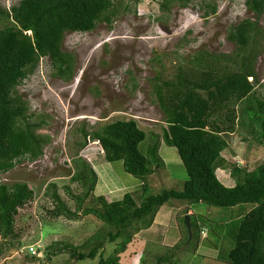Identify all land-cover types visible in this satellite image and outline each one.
<instances>
[{"label":"rangeland","instance_id":"obj_1","mask_svg":"<svg viewBox=\"0 0 264 264\" xmlns=\"http://www.w3.org/2000/svg\"><path fill=\"white\" fill-rule=\"evenodd\" d=\"M18 1L0 0V5L9 8ZM114 1L129 6L114 15L111 22H97L91 31L65 34L62 48L74 55L72 78L54 75L49 59L42 58L35 72L18 86L29 111L37 115L36 121L45 119L37 132L50 139L39 159L23 158L13 169L0 173L1 182H26L34 190L33 197L15 213L14 232L7 240L0 236V244L6 247L0 264H95L97 257L77 261L71 258L69 249L59 251L58 247L68 244L83 248L89 239L96 242L93 235L106 231L108 225L95 214L82 211L75 218L53 216L55 204L45 193L46 186L55 183L66 205L74 209V195L82 193V188L70 179V174L77 171V161H88L98 172L99 181L83 207L99 208L98 195L113 200L131 192L142 200L143 188L140 178L124 169L122 160L107 162L98 140L90 135L84 139L80 129L92 131L113 115H131L147 131V141L152 134H160L165 120L153 89L156 76L168 79L182 58L191 59L201 49L235 55L238 47L228 38L229 31L246 18L257 21L260 29L247 50L254 47L256 54L253 64L258 82L254 93L264 97V11L257 16L246 0H189L187 5H183L184 0ZM214 3L216 12L206 14L208 4ZM249 80L254 81L252 77ZM252 133L237 126L227 136L229 145L222 152L227 162L217 169L227 186L235 185L243 175H232L234 164L243 170L264 164V142ZM81 141H85L83 147L79 146ZM160 142L162 165H154L155 171L148 176V193L181 189L188 177L176 147L164 144L161 137ZM147 148L146 141L140 143L144 154ZM112 176L115 180H110ZM189 205L177 199L166 203L155 215L153 225H157L140 229L127 243L119 254L121 262L229 264L240 218L253 204ZM185 208L193 213L190 231ZM121 238L124 236L113 242L106 238L104 256L113 253ZM30 246L36 253H31ZM164 254L167 258L158 262L156 258Z\"/></svg>","mask_w":264,"mask_h":264},{"label":"trees","instance_id":"obj_2","mask_svg":"<svg viewBox=\"0 0 264 264\" xmlns=\"http://www.w3.org/2000/svg\"><path fill=\"white\" fill-rule=\"evenodd\" d=\"M188 2L184 0L183 5ZM246 2L257 16L264 11V0ZM127 6L114 0H19L10 8L0 5V173L13 169L23 158L39 159L50 139L37 132L45 119L36 121L37 115L29 111V103L18 93V86L35 72L42 58L49 59L54 75L72 78L74 55L62 48L65 34L91 31L99 21L111 22ZM207 8L206 14L216 12L215 3ZM257 24L246 18L230 28L228 38L238 47L235 55L201 49L191 59L182 58L168 79L161 74L156 76L153 89L165 120L160 134H152L147 141V131L131 115H113L92 131L80 129L84 139L90 135L98 140L107 162L122 160L124 169L140 178L142 200L131 192L113 200L98 195L99 208L83 207L96 190L99 175L88 161H77V171L70 174V179L82 188V193L74 195L77 205L69 208L57 185L48 183L45 193L55 204L51 214L75 218L81 215L80 211L93 213L108 226L106 231L93 235L96 242L89 239L83 248L64 244L58 247L59 251L69 249L71 258L77 261L97 257L95 264H123L119 254L127 243L140 229L150 227L157 211L171 199L189 206L200 202L215 206L251 203L253 207L240 218L229 264H264V164L252 170L234 164L232 175H243L233 186L225 185L217 174V169L227 162L222 156L229 145L227 136L237 126L264 142V97L254 93L258 82L253 64L256 54L254 47L247 50L260 33ZM160 137L164 144L176 147L188 177L181 189L148 193L147 178L155 171L154 165H162ZM143 141L148 144L146 154L140 149ZM84 145L85 141H81L79 146ZM66 189L70 191V187ZM33 195L34 190L26 182L0 181L2 239L7 240L14 232L15 213ZM184 211L187 213L188 209ZM198 225L197 220L199 228ZM122 236L113 253L104 256L106 238L113 242ZM90 243L93 245L84 249ZM5 248L0 244V256ZM166 258L164 254L156 259L161 262Z\"/></svg>","mask_w":264,"mask_h":264},{"label":"water","instance_id":"obj_3","mask_svg":"<svg viewBox=\"0 0 264 264\" xmlns=\"http://www.w3.org/2000/svg\"><path fill=\"white\" fill-rule=\"evenodd\" d=\"M185 220H186V223H187L188 229H189V231H190L191 224H190V215H189V214H186V215H185Z\"/></svg>","mask_w":264,"mask_h":264},{"label":"built area","instance_id":"obj_4","mask_svg":"<svg viewBox=\"0 0 264 264\" xmlns=\"http://www.w3.org/2000/svg\"><path fill=\"white\" fill-rule=\"evenodd\" d=\"M29 250L31 251V253H36V249L34 246H30Z\"/></svg>","mask_w":264,"mask_h":264},{"label":"crops","instance_id":"obj_5","mask_svg":"<svg viewBox=\"0 0 264 264\" xmlns=\"http://www.w3.org/2000/svg\"><path fill=\"white\" fill-rule=\"evenodd\" d=\"M164 206L165 205H163L160 209H159V212H161L162 211V209L164 208ZM179 208V207H178ZM180 209V208H179ZM182 209V208H181ZM189 211V210H188ZM190 213V212H189ZM190 214H192V213H190ZM153 225V224H152ZM157 224H155V225H153V226H156Z\"/></svg>","mask_w":264,"mask_h":264},{"label":"clouds","instance_id":"obj_6","mask_svg":"<svg viewBox=\"0 0 264 264\" xmlns=\"http://www.w3.org/2000/svg\"><path fill=\"white\" fill-rule=\"evenodd\" d=\"M11 6H12V5H11ZM11 6H10V7H11ZM10 7H9V8H10ZM7 8H8V7H7ZM103 154H104V152H103ZM187 214H189V215H190V213H189V212H187Z\"/></svg>","mask_w":264,"mask_h":264}]
</instances>
